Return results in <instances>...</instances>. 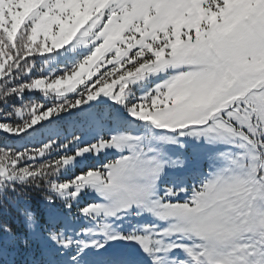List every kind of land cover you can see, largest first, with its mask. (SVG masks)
Masks as SVG:
<instances>
[{
	"label": "snow or ice",
	"instance_id": "6c2138e0",
	"mask_svg": "<svg viewBox=\"0 0 264 264\" xmlns=\"http://www.w3.org/2000/svg\"><path fill=\"white\" fill-rule=\"evenodd\" d=\"M0 264H264V0H0Z\"/></svg>",
	"mask_w": 264,
	"mask_h": 264
}]
</instances>
